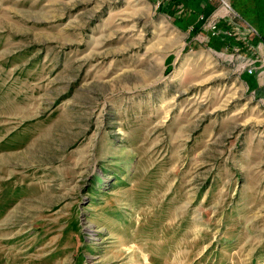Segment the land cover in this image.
Masks as SVG:
<instances>
[{"label": "rangeland", "instance_id": "374dc122", "mask_svg": "<svg viewBox=\"0 0 264 264\" xmlns=\"http://www.w3.org/2000/svg\"><path fill=\"white\" fill-rule=\"evenodd\" d=\"M197 1L0 0V264H264V0Z\"/></svg>", "mask_w": 264, "mask_h": 264}, {"label": "built area", "instance_id": "2783aa9c", "mask_svg": "<svg viewBox=\"0 0 264 264\" xmlns=\"http://www.w3.org/2000/svg\"><path fill=\"white\" fill-rule=\"evenodd\" d=\"M223 6L228 10L232 9L231 5L227 2V0H221ZM224 14H222L221 12L217 14V16H213L211 17L206 24V27L209 31V33L214 36L217 37L220 35V30H219V23L221 22V16H223Z\"/></svg>", "mask_w": 264, "mask_h": 264}, {"label": "crops", "instance_id": "0c3cea01", "mask_svg": "<svg viewBox=\"0 0 264 264\" xmlns=\"http://www.w3.org/2000/svg\"><path fill=\"white\" fill-rule=\"evenodd\" d=\"M198 6L199 8L201 7V9H204V7L208 6V1L207 0H198ZM144 264H151L150 261L145 257V259L143 260Z\"/></svg>", "mask_w": 264, "mask_h": 264}]
</instances>
